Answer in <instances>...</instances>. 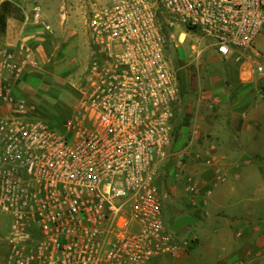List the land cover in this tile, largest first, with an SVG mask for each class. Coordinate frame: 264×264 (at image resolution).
<instances>
[{
  "label": "built area",
  "instance_id": "built-area-1",
  "mask_svg": "<svg viewBox=\"0 0 264 264\" xmlns=\"http://www.w3.org/2000/svg\"><path fill=\"white\" fill-rule=\"evenodd\" d=\"M33 19L49 28L39 6ZM85 24L83 98L60 124L15 92L33 49L0 50V212L12 217L0 264H160L188 253L194 241L167 229L160 192L162 171L189 155L175 148L182 89L170 41L201 35L245 59L264 28V0H106ZM244 64L248 81L264 75L262 64ZM198 147L195 160L215 166L216 143ZM186 183L194 206L214 193L209 180Z\"/></svg>",
  "mask_w": 264,
  "mask_h": 264
},
{
  "label": "rangeland",
  "instance_id": "rangeland-1",
  "mask_svg": "<svg viewBox=\"0 0 264 264\" xmlns=\"http://www.w3.org/2000/svg\"><path fill=\"white\" fill-rule=\"evenodd\" d=\"M4 1L0 0V9ZM10 1L20 8L12 16L17 24L24 23L25 18L27 21L19 43L28 44L35 55V63L27 64L16 79L15 91L33 102L40 116L51 123H63L76 112L83 98L86 67L91 58L86 18L95 4L106 0ZM36 6L40 7L49 28L35 23ZM179 37L176 33L169 48V55L179 68L182 89L174 126L175 147L177 151L186 149L185 154L189 155H185L183 165L176 171L172 163L162 171L163 215L171 233L189 240L197 238L185 257L186 262L212 264L213 259L226 253V249L218 240L203 239L215 227L205 224L201 234L195 232L198 217L189 210L186 179L194 177L204 184L211 177L207 174H227L228 166L221 157V127L230 123L232 109L247 107L263 109L250 120L251 133L256 139L252 147L247 146L255 152L249 151L251 158L247 165L252 174H264V75L253 81H244L250 73V67L244 64L246 58L252 64L264 66V28L253 45V51L245 59L223 56L201 35H184L183 42ZM240 68L243 77L235 83V71ZM247 101L252 102L247 105ZM209 140L217 145L212 168L196 161L193 155L199 144L206 147ZM211 185L214 187L213 183ZM260 202V207H264V202ZM260 219L264 222V218ZM11 222L10 215L0 212L1 231H9Z\"/></svg>",
  "mask_w": 264,
  "mask_h": 264
},
{
  "label": "crops",
  "instance_id": "crops-1",
  "mask_svg": "<svg viewBox=\"0 0 264 264\" xmlns=\"http://www.w3.org/2000/svg\"><path fill=\"white\" fill-rule=\"evenodd\" d=\"M12 16L8 18L5 31L0 33V50L16 51V46L24 35L26 18L21 25ZM248 76L244 78L245 82L248 81ZM242 77L240 68L235 71V83H239ZM250 102L252 101H247L246 104L249 105ZM247 108L232 109L230 123L221 127V157L228 166L227 174H207L211 176L209 181L214 184L213 195L200 196L195 206L188 199L189 210L198 217L199 224L195 232L201 234V228L205 224L215 227L203 239L218 240L226 249V253L213 259L212 264H231L243 259L249 264H264V222L260 219L264 218V207H260V201L264 202V174H252V169L249 170L247 165L251 158V149L247 146L252 147L256 139L251 133L250 120L263 112V109ZM193 241L195 243L197 238ZM188 254L189 252L175 258L164 257L160 264H188L185 258Z\"/></svg>",
  "mask_w": 264,
  "mask_h": 264
},
{
  "label": "trees",
  "instance_id": "trees-1",
  "mask_svg": "<svg viewBox=\"0 0 264 264\" xmlns=\"http://www.w3.org/2000/svg\"><path fill=\"white\" fill-rule=\"evenodd\" d=\"M16 11H20V8H18L12 1L6 0L2 3L0 9V33L5 31L8 18Z\"/></svg>",
  "mask_w": 264,
  "mask_h": 264
},
{
  "label": "flooded vegetation",
  "instance_id": "flooded-vegetation-1",
  "mask_svg": "<svg viewBox=\"0 0 264 264\" xmlns=\"http://www.w3.org/2000/svg\"><path fill=\"white\" fill-rule=\"evenodd\" d=\"M96 5H98V3H97V4H95V7H96ZM95 7H94V8H95ZM94 8H93V9H94ZM93 9H91V11H92ZM91 11H90V12H91ZM86 29H87V27H86ZM87 32H88V29H87Z\"/></svg>",
  "mask_w": 264,
  "mask_h": 264
},
{
  "label": "bare ground",
  "instance_id": "bare-ground-1",
  "mask_svg": "<svg viewBox=\"0 0 264 264\" xmlns=\"http://www.w3.org/2000/svg\"><path fill=\"white\" fill-rule=\"evenodd\" d=\"M184 35H182V38H183ZM183 41V40H182Z\"/></svg>",
  "mask_w": 264,
  "mask_h": 264
}]
</instances>
